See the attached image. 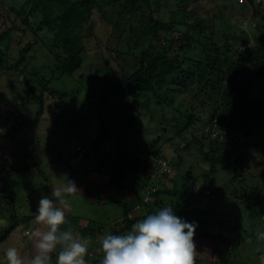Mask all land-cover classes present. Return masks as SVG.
Wrapping results in <instances>:
<instances>
[{
	"label": "rangeland",
	"instance_id": "rangeland-1",
	"mask_svg": "<svg viewBox=\"0 0 264 264\" xmlns=\"http://www.w3.org/2000/svg\"><path fill=\"white\" fill-rule=\"evenodd\" d=\"M149 1L151 8H155L154 15L167 21L173 13L175 14L178 9L176 2L180 0ZM225 1L198 0L194 6L197 12L195 19L191 18L190 12V17L185 23L179 24L171 36H178L180 30L196 28L197 20L203 19L206 29L209 25L213 26L211 30L214 29V37L223 50L227 48L222 35L225 30L236 31L242 35L241 39L235 41L229 53L235 52V48L247 40H249L248 45L252 44L253 32H258L255 24L260 17L251 19L244 17L235 7H226ZM25 2L26 0H0V34L12 25L16 28L11 32L10 58L7 64L10 66L17 61L19 49L25 43L29 40L36 41L22 66L18 69H0V108L4 104L8 105L19 115L10 117L11 112L7 115L0 112L1 133H4L0 136V161L3 162V171L7 173L5 182L0 186V237L11 223L14 226L15 221H11L12 208L18 218L16 228L13 229L15 236L13 243L17 242V245L11 244L12 237L6 243H0V264H7V249L15 247L18 250L19 242L24 240L32 239L30 252L31 259L33 258L34 239L31 233L25 232L30 224L27 220H22L21 215H26L28 207L33 205V202L29 201L32 200L33 193L37 191L38 197L46 193L49 195L52 189H63L69 180L75 182L77 192L83 190L84 194L81 195V192V194L75 193L66 197L68 204L66 217L69 215V220L76 218L71 226L74 233L91 239L92 243L86 256L87 264H91L95 259L103 256L100 240L112 231V223L123 213L122 207L114 201L120 192L119 188L114 184L110 187L107 183L106 187H93L91 182L109 181L108 174L93 170L99 165V157L91 148V142L102 126L97 116V106L109 85L115 83L120 73H123V64L119 65V60L116 59L118 49L129 48L127 42L130 39V33L141 34L142 32L134 16L129 22L123 19L119 21L122 17H117L118 5L107 6L108 16L106 17H103L102 12L95 8L92 33L84 30L81 35L83 44L86 46L82 54L84 58L82 66L73 74L60 76L54 73L56 52L49 51V38L53 36L54 29L45 28L36 34L33 30L26 28L15 11ZM139 4L141 10L148 11L146 3L140 1ZM39 20L40 18L37 19ZM203 42L205 39L199 43L196 42L195 48L188 50L187 55L192 58H204ZM125 70L128 72V68ZM244 78L248 79L250 76L239 72L236 81L240 82ZM253 80L255 86L250 92V97L264 100V79L254 77ZM46 88L60 92L66 91L68 95L60 101L57 96H51L49 93L42 94ZM134 90L139 92L137 89ZM134 90L119 89L110 94L103 109V121L108 126V134L98 146L99 154L109 164L112 162L111 153L115 151L125 150L126 158H130L135 153L142 155L149 142L160 136L162 151L167 158L166 168L173 169L170 177L175 178L180 185L184 181L183 175L187 177L189 175L185 189L196 190L203 184V173L210 168V163L205 160L200 150L201 141L205 145L203 149L208 150V142L203 136L208 130L207 122L211 107L206 96H195L196 91L192 89L186 94L162 92L163 96H156L153 92L146 91L141 92V95L137 93L135 97ZM165 94L167 96H164ZM42 104L44 113L37 120V112ZM192 105L196 113L194 124L182 135H178L175 132L177 125L185 121L184 114L190 111ZM260 125L261 129L260 126H255L250 131L234 130L229 135L227 146L233 155L232 161L236 157L243 159L245 168L234 169L233 166L218 165L209 190L225 192L230 197L227 199L220 197L215 202L214 198L211 199L213 194L207 192L200 199L201 202L187 206L188 210L194 205L198 208L205 207L207 211H202L204 218L218 222L215 227L210 225L208 229L212 232L222 231L226 238H219V241L226 242L228 239L229 242H226L227 252L215 254L213 252L217 245L215 240L194 239L197 257L203 261V264H211L215 260L214 264H240V261L243 264H264V239L259 238V234L264 232V204L256 205L255 203L256 194H261L264 200V120H260ZM192 135L200 139V142ZM169 137L173 139L167 140ZM77 145L82 148L87 147L86 151L89 152L85 154L77 151ZM184 146H187L186 149H183ZM32 156L35 159L34 163L31 161ZM181 157L183 161L177 167ZM24 165H27V168L14 170ZM152 168L151 170L148 168L145 174L136 175L137 185L131 188L139 196L144 195L145 200L150 198L147 191L153 189L151 182L154 180L148 181L146 177L150 171L154 174L153 178L172 186L168 178L161 177L163 173L159 165ZM105 170L106 168L102 169V171ZM234 175L238 179L233 182ZM195 179H197L196 182ZM125 182L128 184V181ZM145 182L148 184L144 187ZM253 185H259L260 193L258 189H254ZM142 187L147 191L144 192ZM233 191H236L237 195H233ZM136 193H134L135 196ZM247 193L255 195L252 196L255 201L244 197ZM52 199L59 206V202L53 196ZM131 199L127 195L125 201L130 203ZM243 199L247 202L242 203ZM213 208H216V211ZM150 210H144L143 207L140 208V212L134 211L133 214L139 215L143 212L145 215ZM154 210H158V207L153 208ZM194 217L198 220L200 214ZM77 219H81L85 225H90L88 222H91V227L96 225L95 227L99 229L95 233L88 230L81 233L80 229L76 232L74 227H79ZM98 224L105 228L102 230ZM69 226L66 224L62 228L67 229ZM32 230L33 232L44 231L46 226L40 228L34 225ZM24 251L25 249L23 253ZM51 255L52 264H55L57 253L54 252ZM24 262L30 264V261Z\"/></svg>",
	"mask_w": 264,
	"mask_h": 264
},
{
	"label": "trees",
	"instance_id": "trees-1",
	"mask_svg": "<svg viewBox=\"0 0 264 264\" xmlns=\"http://www.w3.org/2000/svg\"><path fill=\"white\" fill-rule=\"evenodd\" d=\"M140 1L146 3L149 8L148 11L141 10ZM197 1L180 0L176 2L178 6V9L175 11L176 15L173 13L167 21L159 19L154 15L155 8H151L149 0H26L15 11L26 28L33 30L36 34L45 28L47 30L54 29L53 36L49 38V51L51 53L56 52L54 73L60 76L63 74H73L82 66L84 60L82 54L86 50V46L83 44L81 35L84 30L92 33L94 29L95 19L93 15L95 8L102 12L103 17H106L108 16L106 7L118 5L119 9L116 11L117 17H122L119 20L120 22L122 19L125 22H129L133 16L137 18V25L140 27L142 33H130V39L127 42L129 48L118 49L116 59L119 60V65L123 64V73H120L119 79L115 83L109 85L108 90L97 106V116L102 126L91 142V148L94 149V152L99 157V165L93 170H98L101 174H108L109 181L102 180L98 182V180H94L91 182L93 187H106L107 183L110 187L114 184L120 190L114 201L122 207L123 213L118 220L112 223V231L109 234L127 233L133 223L145 218L149 213L154 214L159 209L171 204L177 216L183 218L186 222L195 221L197 223L194 239L209 238L216 241L217 245L214 247L213 252L217 254L222 251L227 252L228 250L226 243L228 239H226V242L219 241V238H226L224 233L222 231L212 232L208 229L210 225L215 227L218 222L204 218V212L202 211L206 210L205 207L198 208L194 205L188 210L187 206L201 202L202 200L200 199L207 192L213 194L211 199L214 198V201L220 197H226V199L230 197L225 192L209 190L217 173L218 165L233 166L234 169L245 168L242 163L243 159L236 157L232 161L233 155L227 146L229 135L234 130L250 131L255 126H260L261 129L260 120H264V100L251 98L250 92L253 86H255L254 77L264 79V0L225 1L226 7H235L244 17L250 19L257 16L260 17V20L255 24L258 32H253L252 35L254 42L248 45L249 43L247 42L249 40H247L241 46L238 45L235 48V52L231 53H229L231 47L235 45L236 40L241 39L242 35L236 31L225 30L222 35L227 48L223 50L221 44L214 37V29L211 30L213 26L209 25L207 26L208 29H206L203 19L197 20L196 28L192 27L193 29L189 28L187 31L180 30L178 36H171L173 31L177 30L178 25L185 23L186 19L190 17V12L192 13L191 18L195 19L197 15L195 13L197 12L194 6ZM191 5L193 6L191 7ZM38 18H40L39 21H37ZM14 29L16 28L12 25L0 34V69H18L26 62L31 49L36 43V41L30 40L25 43L19 49L17 61L9 66L7 64L10 58L9 40L11 39V32ZM196 31L197 33H194ZM169 34L171 37L168 36ZM202 39H205L202 45V52L205 54L204 58H192L188 56V50L195 48L196 42L199 43ZM241 48L244 51L241 52ZM125 66L128 68V72H126L125 69L127 68ZM239 72L250 76V78H244L242 81L237 82L236 78ZM127 88L139 90V92H135L136 90H134L133 94L135 97H137V93L141 95V92L146 91H151L156 96H163L164 92L186 94L190 92L189 90L192 91V89L194 92L196 91L195 96H206L207 102L211 107L207 122L208 130L203 136L208 142V150L203 149L205 145L202 141L200 142V139L194 135L192 136L200 142V150L205 160L210 163V168L203 173V184L196 190L185 189L188 177L190 178L189 175L187 177L184 174V181L179 185L175 178L170 177L173 169L169 168L162 171L161 177L163 179L168 178L167 180L172 183V186H168L166 182L153 178L154 174L151 171L146 175L148 181L154 180L151 182L153 185L151 191L143 189L148 182H145L144 187L141 188L144 192H149V200H145L144 195L139 196V194L131 189L137 185L136 175L145 174L148 168L150 170L153 169L152 167L156 168L160 160H167L162 151L160 136L153 138L149 142L145 153L142 155L135 153L130 158H126L125 150L123 152L115 151L111 153L112 162L110 164L106 160H103L98 151V146L108 134V126L103 121V109L112 92ZM45 93H49L51 96L54 95V97L57 96L60 101L64 96L68 95L66 91L60 92L52 88H46L42 94ZM164 96H167V94ZM56 101L58 102V100ZM189 110L184 114L185 121L177 125L175 132L178 135H182L194 124L196 117L195 107L192 105ZM43 113L44 105L42 104L37 112V120L40 119ZM37 120L33 121L36 122ZM3 134L0 132V136ZM172 139L169 137L167 140L170 141ZM186 147L184 146L183 149H186ZM83 148L86 149L87 147ZM77 151L85 154L89 152L86 150ZM182 161L183 158L181 157L177 163V167H179ZM25 168H27V165L14 168V170H23ZM103 168H106V170L102 171ZM0 170L3 172L1 166ZM175 170H179V168H175ZM6 178L7 173H4V176L0 179V186L5 182ZM232 178L233 182L238 179L236 175L232 176ZM125 181H128V184ZM253 187L255 190L258 189L260 193L259 185H253ZM134 193L137 195L135 196ZM232 194L237 195L236 191H233ZM127 195L132 198L130 203L125 201ZM252 196L255 195L247 193L244 197L249 199ZM255 197L256 205L264 204L261 194H256ZM244 202L247 201L243 199L242 203ZM156 206L158 210L153 211V208ZM143 207L144 210H151L145 215L143 212L139 215L133 214L134 211L140 212V208ZM213 209L216 211V208ZM199 214L198 222L194 216L197 217ZM12 217V222L15 220L18 223L16 214H13ZM30 217L32 216H22V218L26 219H30ZM99 226L102 230L105 228L103 225ZM98 229L95 226H88L83 229V233H85V230L95 233ZM12 231L13 227H9L6 231H3L0 243L8 238ZM102 258L103 256L98 257L91 264H100ZM215 261L211 262V264H214ZM196 264H203V261L197 256ZM240 264H243L242 261H240Z\"/></svg>",
	"mask_w": 264,
	"mask_h": 264
},
{
	"label": "clouds",
	"instance_id": "clouds-1",
	"mask_svg": "<svg viewBox=\"0 0 264 264\" xmlns=\"http://www.w3.org/2000/svg\"><path fill=\"white\" fill-rule=\"evenodd\" d=\"M77 191L75 182L69 180L63 189H52L51 195L59 206L47 195L39 199L35 221L46 226V230L31 233L35 255L30 264H52L54 252L55 264H87L91 239L74 233L70 226L62 228L70 224L66 197ZM196 227L195 221L186 222L177 216L170 204L133 223L127 233L103 236L100 264H196ZM259 238L264 239V232ZM6 259L7 264H25L15 247L7 249Z\"/></svg>",
	"mask_w": 264,
	"mask_h": 264
},
{
	"label": "crops",
	"instance_id": "crops-1",
	"mask_svg": "<svg viewBox=\"0 0 264 264\" xmlns=\"http://www.w3.org/2000/svg\"><path fill=\"white\" fill-rule=\"evenodd\" d=\"M0 112L3 114V115H7L9 112H11V116L10 117H12V116H18V115H16L17 114V111H12L11 110V108L8 106V105H3L1 108H0ZM14 112V113H13ZM9 117V118H10ZM0 132H2L1 131V127H0ZM35 159L33 158V156H32V159H31V161H32V163H34L35 161H34ZM0 166L3 168V162L2 161H0ZM4 172V171H3ZM4 173H6V172H4ZM85 190V189H84ZM81 192H82V194H81ZM81 192H76V194H81V195H83L84 194V191L82 190ZM33 197H32V200H29L30 202H33V205L32 206H30V207H28V209H27V213H25L26 215H21V216H27V215H31L32 217H30V219H26V218H22V220H27L28 221V223L30 224V226L28 227V228H26L25 229V232H29V233H32L33 232V230H32V227H34V225H37L38 227H40V228H42L44 225H42V224H38L36 221H35V215H36V210H37V207H38V201H39V199L41 198V197H38V194H37V191L35 192V193H33ZM46 195L50 198V199H52V195L51 194H47L46 193ZM55 202V201H54ZM12 214H16L15 213V211H14V209L12 208ZM24 214V213H23ZM13 216V215H12ZM68 217H69V215H68ZM67 217V219L69 220L70 218H68ZM21 218V217H20ZM76 218H73L72 220H69V222H70V227L74 224V220H75ZM13 220V217H11V221ZM21 220V219H20ZM15 221V220H14ZM81 222V223H80ZM87 222V221H86ZM77 223L79 224V227H77V228H75L74 227V229L76 230V232H77V230L78 229H80L79 231L82 233L83 232V229H85L86 227H88V226H91V222H88V223H90V225H85L84 224V222H82V220L81 219H77ZM17 225V223H16V221L14 222V226H13V224H11L10 225V228H12L13 227V229L14 228H16L15 226ZM99 225V224H98ZM96 226V225H95ZM25 235H26V233H25ZM10 237H12V239L10 240L11 241V244H15V245H17V242H14L13 243V239L15 238V236H14V231H12L11 232V234L9 235V237L8 238H6L4 241H3V243H6L9 239H10ZM21 240H23L22 238H21ZM32 240V239H31ZM31 240H24V241H20L19 242V249H18V252H19V254H22L21 255V257L22 258H24L25 257V259H23L24 261H30L31 260V252H30V248H31V243H30V241ZM2 245V244H1ZM25 249V251H24V253H23V250ZM30 252V253H29ZM2 254V253H1Z\"/></svg>",
	"mask_w": 264,
	"mask_h": 264
},
{
	"label": "built area",
	"instance_id": "built-area-1",
	"mask_svg": "<svg viewBox=\"0 0 264 264\" xmlns=\"http://www.w3.org/2000/svg\"><path fill=\"white\" fill-rule=\"evenodd\" d=\"M77 150H82L85 151V148H82L81 146L76 147ZM161 165V166H160ZM159 166L161 167V171L165 170L166 168V161L160 160L159 161ZM167 169V168H166ZM4 176V173L0 170V179ZM28 232V231H27Z\"/></svg>",
	"mask_w": 264,
	"mask_h": 264
}]
</instances>
